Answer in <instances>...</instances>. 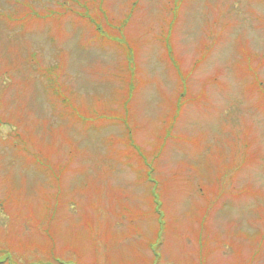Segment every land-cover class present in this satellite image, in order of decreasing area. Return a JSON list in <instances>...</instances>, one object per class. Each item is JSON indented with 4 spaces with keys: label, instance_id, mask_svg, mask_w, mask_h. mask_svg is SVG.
Listing matches in <instances>:
<instances>
[{
    "label": "rangeland",
    "instance_id": "obj_1",
    "mask_svg": "<svg viewBox=\"0 0 264 264\" xmlns=\"http://www.w3.org/2000/svg\"><path fill=\"white\" fill-rule=\"evenodd\" d=\"M48 259L264 264V0H0V264Z\"/></svg>",
    "mask_w": 264,
    "mask_h": 264
}]
</instances>
